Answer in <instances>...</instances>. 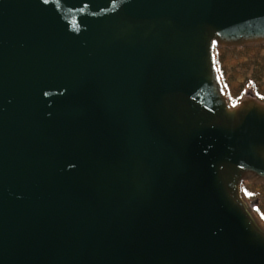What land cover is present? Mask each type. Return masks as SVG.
<instances>
[{"label": "water", "instance_id": "obj_1", "mask_svg": "<svg viewBox=\"0 0 264 264\" xmlns=\"http://www.w3.org/2000/svg\"><path fill=\"white\" fill-rule=\"evenodd\" d=\"M257 47L264 0H0V264H264Z\"/></svg>", "mask_w": 264, "mask_h": 264}, {"label": "trees", "instance_id": "obj_2", "mask_svg": "<svg viewBox=\"0 0 264 264\" xmlns=\"http://www.w3.org/2000/svg\"><path fill=\"white\" fill-rule=\"evenodd\" d=\"M216 59L232 105L248 94L264 102V47L217 50ZM243 191L246 199L254 202V211L264 224V185L246 183Z\"/></svg>", "mask_w": 264, "mask_h": 264}, {"label": "rangeland", "instance_id": "obj_3", "mask_svg": "<svg viewBox=\"0 0 264 264\" xmlns=\"http://www.w3.org/2000/svg\"><path fill=\"white\" fill-rule=\"evenodd\" d=\"M246 184V183H245ZM251 185V184H250ZM251 205H252V207L254 208V202H251V201H248Z\"/></svg>", "mask_w": 264, "mask_h": 264}]
</instances>
